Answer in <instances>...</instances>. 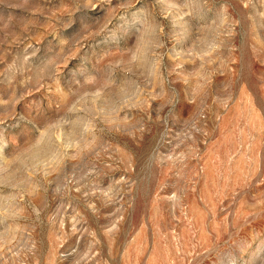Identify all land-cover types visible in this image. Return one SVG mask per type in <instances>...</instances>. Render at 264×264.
I'll list each match as a JSON object with an SVG mask.
<instances>
[{"label":"rangeland","instance_id":"obj_1","mask_svg":"<svg viewBox=\"0 0 264 264\" xmlns=\"http://www.w3.org/2000/svg\"><path fill=\"white\" fill-rule=\"evenodd\" d=\"M0 264H264V0H0Z\"/></svg>","mask_w":264,"mask_h":264}]
</instances>
